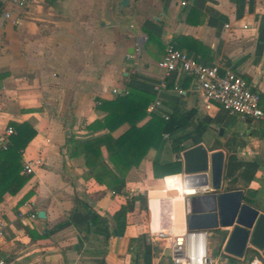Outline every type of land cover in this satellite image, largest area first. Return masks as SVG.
<instances>
[{"label":"crops","instance_id":"crops-1","mask_svg":"<svg viewBox=\"0 0 264 264\" xmlns=\"http://www.w3.org/2000/svg\"><path fill=\"white\" fill-rule=\"evenodd\" d=\"M121 1L20 6L0 0V134L12 127L16 135L23 124L36 131L22 150L20 176H27L26 159L44 162L17 194L0 195V217L8 223L0 257L10 264H146V245L151 264H172L171 249L153 235L184 234L186 203L207 194L185 181L182 155L198 145L210 157L224 156L219 192L242 191L244 202L264 214V119L230 113L210 103L195 78L158 67L174 46L242 76L260 94L264 111V0H130L125 9ZM116 88L146 93L151 104L160 100L155 113L177 123L174 137L166 134L160 149L126 175L120 194L88 178L85 157L70 158L67 150L70 138L85 142L108 133L96 125L106 117L97 102L120 97ZM128 129L125 124L114 136ZM134 197L141 198L135 211L116 221ZM216 230L226 233L221 251L232 229ZM226 258L264 264L252 248L244 259Z\"/></svg>","mask_w":264,"mask_h":264},{"label":"trees","instance_id":"trees-1","mask_svg":"<svg viewBox=\"0 0 264 264\" xmlns=\"http://www.w3.org/2000/svg\"><path fill=\"white\" fill-rule=\"evenodd\" d=\"M151 102L152 97L139 90H132L127 96L104 102L99 108L106 113V117L96 125L108 133L91 141L84 142L75 138L68 140L69 157L84 156L89 169L88 178L94 179L113 194L122 193L126 187V175L139 166L152 150L160 149L166 134L174 137L177 131L174 116L165 119L157 113L148 112ZM147 116L151 119L139 126ZM125 124L129 125V129L118 137L114 136ZM16 127L17 134L12 137L9 149L0 151V195L6 192L17 194L29 180L28 176H20V161L22 150L34 139L36 131L28 124ZM139 199L134 197L122 206L115 213V220H124L128 213L135 211ZM151 256V246L146 245V264H151Z\"/></svg>","mask_w":264,"mask_h":264},{"label":"built area","instance_id":"built-area-1","mask_svg":"<svg viewBox=\"0 0 264 264\" xmlns=\"http://www.w3.org/2000/svg\"><path fill=\"white\" fill-rule=\"evenodd\" d=\"M20 6H25L28 0H16ZM10 17V14H6ZM158 67L170 75L178 70L183 74L196 79L200 90L206 99L216 103L224 110L240 115L242 118L264 119V111L261 108V96L254 91L248 82L240 75L225 70L223 73L217 65H206L187 52L169 46L165 56L158 62ZM115 96H127L129 92L118 88L113 90ZM102 102H97L101 106ZM160 100L154 101L148 108L149 113L157 112ZM15 130L9 127L0 134V151H7L12 144ZM41 157L26 159L24 161V173L34 176L37 169L43 166ZM204 193H210V187L204 188ZM186 194L189 195L188 191ZM196 192H194V195ZM23 213L20 217H23ZM31 219L37 215L32 213ZM8 223L4 217H0V238L6 234ZM159 242L167 243L171 249L172 264H219L211 251L210 230H187L182 235L173 234L170 231H161L153 235ZM220 255L230 256L225 251V246ZM0 264H10L7 259L0 257ZM223 264H232L226 258Z\"/></svg>","mask_w":264,"mask_h":264},{"label":"water","instance_id":"water-1","mask_svg":"<svg viewBox=\"0 0 264 264\" xmlns=\"http://www.w3.org/2000/svg\"><path fill=\"white\" fill-rule=\"evenodd\" d=\"M130 0H122L120 8L129 6ZM179 158V156H177ZM187 185L207 187L212 192L192 196L186 203L188 230L232 229L225 251L238 259H244L249 248L258 250L264 257V214L244 202L242 191L221 190L224 156L222 153L209 156L203 145H198L182 155ZM39 218L46 219L44 211Z\"/></svg>","mask_w":264,"mask_h":264},{"label":"rangeland","instance_id":"rangeland-1","mask_svg":"<svg viewBox=\"0 0 264 264\" xmlns=\"http://www.w3.org/2000/svg\"><path fill=\"white\" fill-rule=\"evenodd\" d=\"M226 235V233L222 230H215L211 232V251L214 253V257L218 260L219 264H223L226 256L220 255V246L222 242V238Z\"/></svg>","mask_w":264,"mask_h":264},{"label":"bare ground","instance_id":"bare-ground-1","mask_svg":"<svg viewBox=\"0 0 264 264\" xmlns=\"http://www.w3.org/2000/svg\"><path fill=\"white\" fill-rule=\"evenodd\" d=\"M188 193H189V194H194V191H190V190H188ZM162 203H163V202H162ZM177 203H178V202H177ZM177 203L175 202V205H176ZM156 205H157V204H156ZM165 205H166V204H165ZM170 206H171V205H170ZM172 206H173V205H172ZM151 207H152V206H151ZM163 207H164V206H163ZM170 208H171V207H170ZM173 208H174V207H173ZM154 210H155V207H154ZM172 210H174V209H172ZM172 210H171V211H172ZM153 212H154V211H153ZM173 212H174V211H173ZM173 212H171V213H173ZM171 213H170V215H171ZM175 213H176V212H175ZM152 214H154V213H152ZM176 214H177V213H176ZM172 215H175V214H172ZM178 216L180 217L181 215H178ZM178 216H177V217H178ZM161 217H162V216H161ZM179 217H178V218H179ZM155 219H156V218H155ZM170 219H171V218H170ZM172 220H173V219H172ZM174 220H175V219H174ZM158 221H159V220H158ZM173 223H174V222H173ZM174 224H176V223H174ZM175 226H178V224L175 225Z\"/></svg>","mask_w":264,"mask_h":264}]
</instances>
